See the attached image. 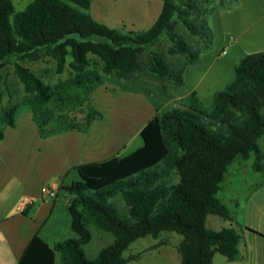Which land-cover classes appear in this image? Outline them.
I'll list each match as a JSON object with an SVG mask.
<instances>
[{
  "label": "trees",
  "instance_id": "1",
  "mask_svg": "<svg viewBox=\"0 0 264 264\" xmlns=\"http://www.w3.org/2000/svg\"><path fill=\"white\" fill-rule=\"evenodd\" d=\"M179 1L162 0L150 27L124 33L89 14L92 0H32L18 12L12 0H0V68L13 63L26 95L24 105L46 134L57 128L44 130L49 120L45 109L50 103L67 100L68 89L85 96L108 78L127 79L141 69L140 58L145 53L147 72L170 83L171 92L160 95L172 99L173 91L184 84V69L198 63L200 55L173 31V21L192 35H205L204 50L213 39L208 26L199 27L190 19L195 1L186 0L182 5ZM163 35L169 43L167 54L184 57L178 69L151 51ZM68 55L71 76L56 85L44 83L14 61L48 56L61 73ZM91 58L96 59L94 66ZM3 96L0 89V104ZM153 105L156 113L139 133V148L123 157L77 166L79 179L63 186L75 237L50 248L34 235L18 264H55L56 254L60 264H126L139 257L123 255L131 243L147 236L157 239L162 232L181 236L179 264H213L215 253L228 261L238 259L239 231L234 227L213 231L205 224L208 215L231 219L229 209L217 197L229 165L253 155V169L264 172V151L258 144L264 136V51L241 57L233 67L232 81L213 93L207 107L196 92L162 112L160 104ZM18 110L13 106L0 113V141L4 128L14 126ZM101 118L91 107L81 127L86 129L92 120ZM58 123L61 129L75 128L63 125L61 119ZM117 195L126 205L124 214L112 202ZM90 226L113 237L92 260L84 253V246L91 242Z\"/></svg>",
  "mask_w": 264,
  "mask_h": 264
},
{
  "label": "crops",
  "instance_id": "2",
  "mask_svg": "<svg viewBox=\"0 0 264 264\" xmlns=\"http://www.w3.org/2000/svg\"><path fill=\"white\" fill-rule=\"evenodd\" d=\"M218 2L209 12V26L213 32L210 52L217 50L216 55L206 62V54L203 64L184 69V84L173 91L171 101L174 103L196 92L204 105L210 104L213 93L232 81L233 67L241 57L264 51V0ZM187 83L188 89L182 92ZM162 92L118 86L108 89L99 85L90 92L88 100L102 118L92 120L86 129L82 124L73 129H61L58 125L60 129L54 126L56 131L46 134L33 120L30 109L18 112L14 126L4 128L0 141V264H18L34 235L50 248L73 237L63 186L79 179L75 167L81 164L131 153L123 152L155 115L153 102L161 108L169 105L160 95ZM103 101L111 103L115 115L109 125L102 124L105 128L101 125L100 129L97 123L107 120L101 108ZM127 109H130L129 118ZM253 173L256 176L244 182L241 204L235 193L233 215L230 220L224 219L241 236L237 264H264V172L253 169ZM259 176L260 180L254 179ZM43 186L55 188L56 196L43 194ZM209 222L207 216V228ZM217 226L216 231L226 224ZM100 237L107 239L105 234ZM112 241L113 237L110 243ZM55 264H60L59 254L55 255Z\"/></svg>",
  "mask_w": 264,
  "mask_h": 264
},
{
  "label": "rangeland",
  "instance_id": "3",
  "mask_svg": "<svg viewBox=\"0 0 264 264\" xmlns=\"http://www.w3.org/2000/svg\"><path fill=\"white\" fill-rule=\"evenodd\" d=\"M32 0H12L15 12L22 11L25 9L28 3ZM186 0H180L179 4H183ZM197 7L191 13L190 19L197 26L209 27V12L205 13V9L212 8L217 5L218 0H214L211 3H206L203 0H194ZM220 2V1H219ZM218 2V3H219ZM162 6V0H92L89 14L97 21L104 23L110 27L116 28L121 32H140L147 29L156 19V15L160 12ZM182 7V6H180ZM183 8V7H182ZM173 31L180 37L185 39L193 51H199V62L191 65L198 66L204 63L202 59L206 54V62L216 55L217 50L212 52L211 47L205 49L206 36L192 35L187 29L183 28L179 22L173 21ZM213 37V32H212ZM213 40V39H212ZM169 43L165 40L164 35L161 36L156 43L152 46L151 51L160 53L166 60L169 66L174 69H178L183 61L184 57L179 55L167 54V48ZM218 53V52H217ZM229 54L227 59L231 56ZM147 54H143L140 58L141 69L131 74L127 79H116L108 78L103 84L105 88L112 89L116 86L125 87L130 89H152L163 91L164 93L171 92L170 83L166 81H158L151 76L146 70ZM225 60V59H224ZM29 68L38 78L44 83L50 85H56L61 81H65L71 76V69L68 63L71 61V56L68 55L66 58L65 68L61 73L56 72L55 61L48 56H43L36 60L30 58L24 60H14ZM96 59L91 58L92 66L95 65ZM190 66V67H191ZM106 78V77H105ZM97 87V86H96ZM95 87V88H96ZM189 85L184 87L182 92L188 89ZM220 87V86H218ZM224 88V87H223ZM222 88V89H223ZM0 89L4 92L2 103L0 104V113L5 109L13 106H18L19 112L29 109L27 105H24L25 93L21 82L18 80L15 72L13 63H7L5 66L0 68ZM78 90L68 89L66 90L67 100L65 101H53L46 107V113L49 115L47 122L48 127H58L59 119L62 120L63 125H74L80 126L84 120L86 114L91 108L88 97L89 94L83 95ZM87 92V91H86ZM151 92V91H150ZM152 93V92H151ZM169 101V105L165 108L160 107V111L170 109L174 102L171 99L164 98ZM108 103V102H107ZM110 102L106 104L105 101L101 103L102 112L107 115L106 122L97 123L100 129L105 127L102 124L109 125L113 121L114 111L110 108ZM211 104V103H210ZM204 105V106H209ZM127 118L130 115V109L126 110ZM20 114V113H19ZM128 121V120H127ZM101 125L103 126L101 128ZM46 126V127H47ZM128 123L126 124V127ZM120 138L123 139L122 132H120ZM142 144L140 136L133 138L129 141L126 150L123 153L133 151L136 147ZM258 144L262 151H264V136L258 140ZM254 156L251 155L246 160L236 159L231 165H229L225 174L224 180L220 185V190L217 193V197L227 206L230 211L231 217L233 215L234 203L232 202L233 196L237 193V201L241 204L242 195L244 193V182H249L251 176H256L253 173L252 164ZM262 176V174H261ZM174 181L177 182V176L173 174ZM254 179H261V177H254ZM112 202L120 212L124 214L127 211L126 205L120 195L115 196ZM209 224L208 229L216 231V227L219 224H226L228 222L216 215H208ZM91 242L84 246V253L87 259L92 260L96 258L101 248L109 245L112 236L110 234L97 231L93 226H90ZM100 234H105L107 239L101 238ZM73 237L75 235L71 233ZM181 240V236L174 232H162L157 239H153L150 236L139 238L131 245L127 250L124 251L123 255H134L139 254L137 259H134L126 264H179L180 256L177 250L178 243ZM213 264H237L235 261H228L220 253H215L213 257Z\"/></svg>",
  "mask_w": 264,
  "mask_h": 264
},
{
  "label": "built area",
  "instance_id": "4",
  "mask_svg": "<svg viewBox=\"0 0 264 264\" xmlns=\"http://www.w3.org/2000/svg\"><path fill=\"white\" fill-rule=\"evenodd\" d=\"M41 192L45 194L47 197H55L56 196V189L55 188H49L47 186H43L41 188Z\"/></svg>",
  "mask_w": 264,
  "mask_h": 264
}]
</instances>
